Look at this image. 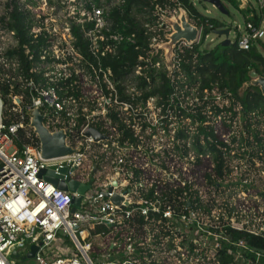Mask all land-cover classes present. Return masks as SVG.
Wrapping results in <instances>:
<instances>
[{
  "label": "built area",
  "instance_id": "obj_1",
  "mask_svg": "<svg viewBox=\"0 0 264 264\" xmlns=\"http://www.w3.org/2000/svg\"><path fill=\"white\" fill-rule=\"evenodd\" d=\"M69 1L61 8L45 4L35 13L30 1L0 0V264H15L12 253L19 256L25 240L29 247L37 246L33 256L38 264H95L88 253L93 239L105 236L110 238L96 264H226L210 256L227 241L221 234L224 226L242 229L226 221L227 201L220 200L219 193L228 188V174L214 188L216 204L209 212L199 214L188 195H196L203 204L212 195L210 136L204 138L202 133L195 138L200 120L193 116L194 103L200 101L192 93L178 101L143 95L148 65L154 70L163 66L162 51L154 47L164 41L162 15H176L177 6L156 7V18L148 28L158 34L144 50L150 56H137L131 71L117 77L101 58L116 55L122 41L135 43V34L110 31L103 8L92 0ZM237 7L246 12L241 15L243 25L232 26L230 43L247 50L264 35V0H237ZM19 10L29 12L25 23L31 38L43 34L50 41L37 51V60L32 48L19 44L12 25L11 14ZM254 16L257 23L251 20ZM188 19L197 28L194 43L202 39V46L213 40L210 34L216 35L215 29L226 27L206 32L212 27L207 18ZM88 22L91 27H85ZM72 23L82 29L90 57L74 45ZM181 45L191 46L184 40L175 44L172 74L178 70L176 49ZM151 56L158 60L151 62ZM222 101L228 104L227 98ZM33 107L43 114L48 131H65L71 153L43 159L38 139L21 146L15 143L25 117L28 126L25 112ZM5 110L17 113L18 120L4 122ZM202 123L213 125L227 145L218 147L228 168L227 154H235L238 145L231 141V135L238 134V120L211 116L207 106ZM89 128L101 136L87 134ZM70 180L76 182L74 189ZM59 181L64 189L58 187ZM88 182L80 192L78 186ZM178 192L184 199L181 205ZM73 197H78L76 205ZM137 218H141L138 225L133 223ZM245 228L253 234L264 229ZM235 247L234 263L241 259L256 264L260 253L253 251L254 259L243 256V251H252L243 239Z\"/></svg>",
  "mask_w": 264,
  "mask_h": 264
},
{
  "label": "trees",
  "instance_id": "obj_2",
  "mask_svg": "<svg viewBox=\"0 0 264 264\" xmlns=\"http://www.w3.org/2000/svg\"><path fill=\"white\" fill-rule=\"evenodd\" d=\"M36 5L35 0H25ZM95 5L101 6L104 11V16L110 31H121L124 35L129 33L135 34V43L122 41L116 49V55L102 57L103 65H107L115 73L121 76L131 71L132 66L136 62L139 55H146L144 50H148V43L153 35H157L156 31L151 30L153 21L156 18V7L166 8L182 6L188 13L190 20L194 21L197 17L200 20L208 19L211 23V29L205 28L204 31L214 30L223 25L218 18L203 15L193 5L192 0H123L122 3H114L113 0H92ZM221 1V0H220ZM233 7L238 9L237 0H226ZM241 15L246 11L238 9ZM29 12L24 13L19 10L13 12L12 25L16 29V35L19 38V44H27L28 47L34 50V60H37V51L42 46L50 43L49 39L43 34L37 35L36 38H31L29 28L26 26L25 18ZM252 21L257 23V18L254 16ZM148 24L147 27L144 25ZM90 22L85 23V27H91ZM70 30L74 38V45L79 48V51L89 56L87 51L88 41L82 36L83 32L79 25L71 24ZM159 36H163L161 28ZM205 46V45H204ZM202 46V39L198 43L192 44L190 47L181 45L176 49L178 55V70H175L171 78L165 75V68L154 70L148 65L145 73L148 77L146 82L147 88L144 91V97L155 96L159 101H168L172 98L178 101L182 96L194 94L198 97L200 103H194L193 116L200 120V125L197 126L196 140L202 133L204 138L209 135V145L211 150V171L210 183L212 186V195L207 203H202L197 200L196 195H189L191 205L198 213L209 212L215 206V195L213 193L216 185H220L222 180L228 174V168L225 170L222 167L223 158L221 150L218 147L227 145L219 139L217 133L214 132L213 125L210 127L207 124L203 125V120L206 116V107H209L211 116L225 115L230 119L238 120V134L231 135V141L238 143L237 147L242 148V156L244 159L253 164V159L260 163H264V96L260 93L257 87L249 86L240 97L237 94L238 87L243 81L248 79L247 72L253 67L254 70L264 75V43L257 40L249 49L238 50L234 43L223 46L220 43L215 44L213 48L205 49ZM148 54V53H147ZM149 55V54H148ZM150 56V55H149ZM151 62L158 60V57H149ZM145 64H147L145 62ZM40 73L35 74V78L39 77ZM143 85L145 82H140ZM145 87V86H144ZM194 90L195 92H193ZM215 96H218L217 100ZM205 97V98H204ZM228 99V104L223 103V99ZM6 123L17 121L18 114L5 110L1 116ZM125 137L127 130L124 133ZM238 138V139H237ZM37 141L31 129L27 126V117H25L24 127L17 131L15 143L19 146L24 143ZM208 142V140H206ZM240 142V144H239ZM178 205L184 201L181 192H178ZM169 199L171 195L168 194ZM224 208L227 207L224 205ZM141 218L134 220V224L138 225ZM246 225H242V229L232 228L226 225L223 227L222 235L227 236V241H224L222 246L217 247L216 251L210 256L212 261H220L226 264H246L241 262H233L234 253L236 252L235 243L243 239L247 248L252 251H243V256L254 257V252L258 255L256 264H264V229L253 234L247 231ZM260 227V226H259ZM256 228V227H255ZM213 230L218 232L217 228ZM230 262V263H227Z\"/></svg>",
  "mask_w": 264,
  "mask_h": 264
},
{
  "label": "rangeland",
  "instance_id": "obj_3",
  "mask_svg": "<svg viewBox=\"0 0 264 264\" xmlns=\"http://www.w3.org/2000/svg\"><path fill=\"white\" fill-rule=\"evenodd\" d=\"M36 7L34 8L35 13L39 12V9H44L45 4L48 6L55 5L59 8L70 4L69 0H35ZM44 1V2H43ZM195 7L205 16L218 18L223 25L231 27L228 37L232 38L233 29L232 26L237 23L243 25V20L238 9L229 4L226 0H221L222 5L226 9L227 13L223 14L209 2L203 0H192ZM209 10L206 12L205 10ZM164 29L166 32L171 31L170 26L164 22ZM210 37L213 39L211 42L208 40L206 43H203L205 49L213 48L215 44L220 43L223 40V35H214L210 34ZM164 38V36H163ZM264 43V35L260 39ZM232 41V40H231ZM164 42V41H162ZM162 51L163 57V66L164 65V49ZM166 69V68H165ZM238 128L235 127V130ZM223 132V131H222ZM238 139V138H237ZM240 144V142H239ZM235 154L229 152L227 158L230 163L228 166V188H225L224 191L219 193L220 200L227 201V220L231 223H236L235 225H246V227H259L264 228V163H260L256 159H253V164L247 162L244 157L236 158V153L242 155V148L236 147L234 150ZM223 169H226V166L222 164ZM230 184V185H229ZM230 204L232 208L228 206ZM97 231L103 230L104 228L97 227ZM110 236L105 237H95L93 239V246L91 251L88 253L93 263H99L101 257L99 255L102 252V248L105 245L106 239ZM29 244L25 240V246L20 249L19 256L12 255L15 264H38L34 256L24 257L28 251Z\"/></svg>",
  "mask_w": 264,
  "mask_h": 264
},
{
  "label": "water",
  "instance_id": "obj_4",
  "mask_svg": "<svg viewBox=\"0 0 264 264\" xmlns=\"http://www.w3.org/2000/svg\"><path fill=\"white\" fill-rule=\"evenodd\" d=\"M209 2L221 13L226 14L227 11L222 5L220 0H203ZM178 13L174 16L162 15V19L167 23L171 31L164 34V42H159L154 45L156 49H164V65L166 68V77L169 78L172 74L173 67L175 62L173 60L174 56V46L180 41L184 40L187 45L194 44L197 37V28L189 21V16L187 11L182 6H177ZM228 27L215 29L213 32L216 35H223V40L221 45L226 46L230 44V39L228 38ZM248 79L243 81L242 84L237 89V94L241 97L245 89L249 86H255L258 88L260 93L264 96V75L257 73L252 67L248 72ZM26 115L28 116V126L31 127L33 133L36 135L39 141V154L43 159L56 158L66 154H69L73 149L66 144V134L62 128L56 129L54 131H48L47 128L43 125V114H41L37 107H33L30 110H27ZM87 134H91L95 138H99L101 134L94 128H89ZM70 188L74 189L76 182L73 180L69 181ZM89 186V182L86 184H80L78 190L83 192ZM58 187L64 189L66 185L64 182L59 181ZM118 197L113 196V200L117 201ZM72 201L74 205L77 204L78 197H73ZM73 209V208H72ZM37 249L36 245H31L29 250L24 256L21 257H32L35 250ZM14 256H18L17 252L12 253Z\"/></svg>",
  "mask_w": 264,
  "mask_h": 264
},
{
  "label": "flooded vegetation",
  "instance_id": "obj_5",
  "mask_svg": "<svg viewBox=\"0 0 264 264\" xmlns=\"http://www.w3.org/2000/svg\"><path fill=\"white\" fill-rule=\"evenodd\" d=\"M228 159V158H227ZM238 159V158H237ZM229 161V159L226 161V162H228Z\"/></svg>",
  "mask_w": 264,
  "mask_h": 264
}]
</instances>
